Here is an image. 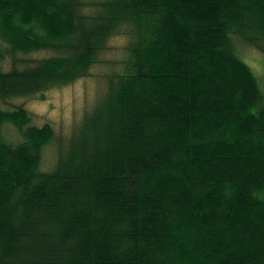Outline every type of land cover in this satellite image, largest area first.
Here are the masks:
<instances>
[{
	"label": "trees",
	"instance_id": "trees-1",
	"mask_svg": "<svg viewBox=\"0 0 264 264\" xmlns=\"http://www.w3.org/2000/svg\"><path fill=\"white\" fill-rule=\"evenodd\" d=\"M0 264H264V0H0Z\"/></svg>",
	"mask_w": 264,
	"mask_h": 264
},
{
	"label": "rangeland",
	"instance_id": "rangeland-1",
	"mask_svg": "<svg viewBox=\"0 0 264 264\" xmlns=\"http://www.w3.org/2000/svg\"><path fill=\"white\" fill-rule=\"evenodd\" d=\"M112 45L114 48L118 47L114 42H112ZM110 50L105 55L109 61L117 55L116 51ZM244 52L256 71L260 73L262 69V56L260 53L254 48H249L248 51ZM98 69L100 71L102 68L98 67ZM101 82L98 75L89 74L85 78H80L77 82L52 88L45 94V99L43 100L39 98H24L19 100V102L24 103L31 111L37 114L36 122L42 123L46 120L54 122L59 132L67 136L74 128L75 122L80 120L82 113L90 107L91 101L96 98V94L93 91L98 84L99 88L102 87ZM99 91H102V89ZM49 149L54 152L52 146Z\"/></svg>",
	"mask_w": 264,
	"mask_h": 264
}]
</instances>
